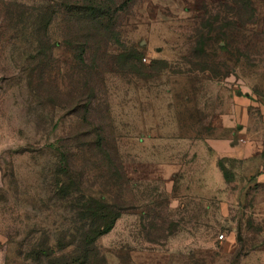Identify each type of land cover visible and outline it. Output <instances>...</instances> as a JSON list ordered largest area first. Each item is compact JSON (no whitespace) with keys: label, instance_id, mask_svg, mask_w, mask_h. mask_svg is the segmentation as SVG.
Returning <instances> with one entry per match:
<instances>
[{"label":"rangeland","instance_id":"obj_1","mask_svg":"<svg viewBox=\"0 0 264 264\" xmlns=\"http://www.w3.org/2000/svg\"><path fill=\"white\" fill-rule=\"evenodd\" d=\"M61 185L120 212L86 262ZM47 235L54 264H264V0H0V264Z\"/></svg>","mask_w":264,"mask_h":264},{"label":"trees","instance_id":"obj_2","mask_svg":"<svg viewBox=\"0 0 264 264\" xmlns=\"http://www.w3.org/2000/svg\"><path fill=\"white\" fill-rule=\"evenodd\" d=\"M221 170L223 171L224 177L227 181L232 179L229 176L223 167L222 164H219ZM58 194L61 198L67 199L70 202H74V208L77 209L76 213L84 222V225L81 228L77 227V232L79 233V229L81 232L79 233V238L75 241L78 245H82L83 247V261H88L90 257L91 251L95 248L97 240L112 231L114 228L118 218L120 217V212L112 207L109 203L100 200L93 195L73 196L74 190L72 186L61 185L58 188ZM60 240V239H58ZM51 238L47 235L40 244H33V248H31L30 253L35 256L38 260L49 258V263L54 264L56 260L55 257L52 256L53 248L51 246H55L56 244L50 245ZM75 241H72L71 244ZM56 243V242H55ZM67 246H64L65 248ZM52 251V252H51ZM81 259L77 258L75 261H79ZM73 261V262H75ZM76 263V262H75Z\"/></svg>","mask_w":264,"mask_h":264},{"label":"built area","instance_id":"obj_3","mask_svg":"<svg viewBox=\"0 0 264 264\" xmlns=\"http://www.w3.org/2000/svg\"><path fill=\"white\" fill-rule=\"evenodd\" d=\"M144 60H145V58H144ZM220 238H221V239H223V238H224V235H223V234H221V235H220Z\"/></svg>","mask_w":264,"mask_h":264}]
</instances>
